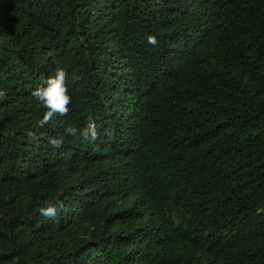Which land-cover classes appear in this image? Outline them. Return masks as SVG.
<instances>
[{"label": "trees", "instance_id": "obj_1", "mask_svg": "<svg viewBox=\"0 0 264 264\" xmlns=\"http://www.w3.org/2000/svg\"><path fill=\"white\" fill-rule=\"evenodd\" d=\"M0 264H264V0H0Z\"/></svg>", "mask_w": 264, "mask_h": 264}, {"label": "clouds", "instance_id": "obj_2", "mask_svg": "<svg viewBox=\"0 0 264 264\" xmlns=\"http://www.w3.org/2000/svg\"><path fill=\"white\" fill-rule=\"evenodd\" d=\"M148 42L155 45L157 42L156 37L150 35L148 37ZM66 77V70L58 67L53 74L47 77L41 86L33 90L32 95L47 109L42 117V123H47L57 114L64 115L69 112V105L72 102V97L69 94ZM66 131L70 135H75L77 131H79L81 136L90 141H95L97 139V129L93 123H89L88 126L83 129L78 130L75 127H70L66 129ZM51 143L58 147L61 144V140L53 139ZM58 206L62 207V202H48L46 206L39 208V212L43 216L54 217L58 212Z\"/></svg>", "mask_w": 264, "mask_h": 264}]
</instances>
